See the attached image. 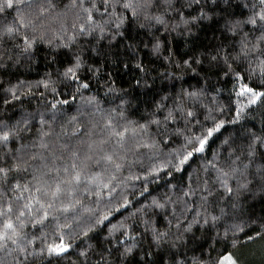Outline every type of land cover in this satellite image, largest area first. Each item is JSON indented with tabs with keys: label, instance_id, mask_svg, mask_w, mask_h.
Listing matches in <instances>:
<instances>
[{
	"label": "snow or ice",
	"instance_id": "6c2138e0",
	"mask_svg": "<svg viewBox=\"0 0 264 264\" xmlns=\"http://www.w3.org/2000/svg\"><path fill=\"white\" fill-rule=\"evenodd\" d=\"M257 254L264 0H0V264Z\"/></svg>",
	"mask_w": 264,
	"mask_h": 264
},
{
	"label": "trees",
	"instance_id": "16d2710c",
	"mask_svg": "<svg viewBox=\"0 0 264 264\" xmlns=\"http://www.w3.org/2000/svg\"><path fill=\"white\" fill-rule=\"evenodd\" d=\"M210 36H211V33L208 32L207 30L201 31L199 33L200 43L202 44L208 43ZM173 46L176 48L178 54H183V52L185 51V45L182 39H178ZM45 70L46 69H45L44 58H43V55H41L38 58V62L33 66L31 70H21L20 72H15L13 75L20 76L23 79L35 80V79H39L43 75ZM191 82L194 83L195 81H191ZM133 95H135V93H133ZM227 98H228V93L227 91H224L222 95V99L226 102ZM35 103H36L35 100L25 101L24 108L31 110V108L35 106ZM15 111L18 113L20 111V108L17 107ZM162 183L163 182H161V184ZM153 190H154L153 194H158L159 192L163 191V187L162 186L158 187L156 185H153ZM257 212H259V209H257ZM248 264H261L260 255L257 254L256 256H249Z\"/></svg>",
	"mask_w": 264,
	"mask_h": 264
}]
</instances>
